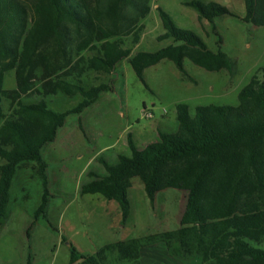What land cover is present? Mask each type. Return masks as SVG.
Returning a JSON list of instances; mask_svg holds the SVG:
<instances>
[{
    "label": "trees",
    "instance_id": "1",
    "mask_svg": "<svg viewBox=\"0 0 264 264\" xmlns=\"http://www.w3.org/2000/svg\"><path fill=\"white\" fill-rule=\"evenodd\" d=\"M243 22L264 28V0H243ZM153 0H35L34 17L29 20L21 0H0V228L9 219L10 191L18 170L36 163L43 188L35 222L45 216L50 198V178L43 157L44 148L54 143L59 130L71 115L92 107L108 84L87 86V72L111 75L118 64L129 60L140 80L145 71L163 60L172 61L185 72L184 62L210 72L230 69L232 61L222 52L212 51L191 31L178 28L172 17L158 8L165 34L159 42L172 44L156 52H133L140 44ZM185 5L198 10L199 18L210 22L230 16L233 11L216 2L192 0ZM52 38L70 67L73 55L79 57L70 80L47 82L43 99L28 102L35 92L33 80L38 65H44L42 80L50 78L51 56L39 57L40 45ZM70 47V48H69ZM68 49H71L68 51ZM90 53L88 59L84 54ZM15 71L17 87H5L7 73ZM62 71V70H61ZM41 79V78H40ZM63 93L80 95L78 106L54 110L46 98ZM8 107V108H7ZM176 132H159V140L139 148L128 133L131 155H119L114 165L100 157L107 173L90 172L82 185L83 195H101L121 208V223L131 216L128 191L140 179L153 208L160 193L174 189L185 192L187 202L180 227L152 236L133 238L103 246L85 256L71 245L70 264H141L144 248L164 243L169 256L201 264H264V68L259 69L238 96V105L198 106L194 112L187 103L177 105Z\"/></svg>",
    "mask_w": 264,
    "mask_h": 264
},
{
    "label": "rangeland",
    "instance_id": "2",
    "mask_svg": "<svg viewBox=\"0 0 264 264\" xmlns=\"http://www.w3.org/2000/svg\"><path fill=\"white\" fill-rule=\"evenodd\" d=\"M21 1L26 4L31 20L35 0ZM188 1L192 0H153L150 15L140 23L144 30L133 55L138 51L156 52L172 44L171 40L158 41L165 34L158 11L161 8L178 28L202 38L212 51L226 53L232 61L231 68L210 72L185 59L183 73L172 61L163 60L145 71L146 84L137 76L129 60L120 62L111 75L87 72L82 79L85 85L108 84L111 89L103 92L82 114L71 115L59 130L56 141L44 148L51 198L45 216L36 222L34 216L43 196L39 168L36 163H26L19 168L10 191L9 219L0 228V264H70L71 245L80 254L90 256L107 243L152 236L180 227L187 202L185 192L168 189L159 194L153 208L141 180L134 179L129 189L131 220L124 226L127 229L122 230L121 219L115 211L118 203L106 201L101 195H83L81 188L90 180V172L106 175L100 157L114 165L119 155H131L129 132L142 149L143 142L138 141L136 134L146 136L155 128L167 133L177 131L178 104H189L192 112L198 106L212 104L236 106L241 90L259 69L264 68V28L243 22L246 14L243 0H203L227 7L239 17L217 19L215 29L210 22L199 18L197 9L185 5ZM56 49L52 38L40 45L39 57L35 59L51 56L48 68L53 73L42 80L45 67L38 65L37 77L33 80L35 92L25 97L26 101L43 99L40 93L47 82L70 80L67 74L79 57L74 54L69 67L63 56L53 55ZM90 55L84 54L86 59ZM5 87H17L15 71L7 73ZM37 89L40 90L38 94ZM46 100L54 110L66 111L78 106L82 98L60 93ZM145 110L153 115L152 118L145 117ZM5 164L0 157V166ZM116 225L121 226L120 230L112 231L110 227ZM146 248H152L158 255L168 252L164 243ZM158 260L157 264H201L200 261L167 260L162 256ZM106 262L135 264L117 262L115 255L109 256Z\"/></svg>",
    "mask_w": 264,
    "mask_h": 264
},
{
    "label": "crops",
    "instance_id": "3",
    "mask_svg": "<svg viewBox=\"0 0 264 264\" xmlns=\"http://www.w3.org/2000/svg\"><path fill=\"white\" fill-rule=\"evenodd\" d=\"M159 132H160V130H159V128H155V129H153L152 130V132H148L147 134H146V136H144V135H142L141 133H140V135L138 134H136V137L138 138V141L139 142H143L142 143V148H143V146L144 147H146L147 145H149L150 143L149 142H151V143H154V142H157L158 140H159ZM132 133V132H131ZM151 137V139H149V140H147L146 141V139L145 138H147V137ZM145 139V140H144ZM143 140V141H142ZM141 148V147H140ZM94 157H97L96 155L94 156ZM94 158H92V160H93ZM128 195H129V191H128ZM103 199H105V198H103ZM129 199H130V195H129ZM106 201H108V200H106ZM113 202V201H112ZM130 203H131V200H130ZM116 213L118 214V216H119V220L121 219V208H120V205L118 204L117 206H116ZM107 215H110L111 216V214H109V212H107ZM131 215H132V212H131ZM131 220V216H130V219H129V221ZM120 225H116V226H113V227H110V229L112 230V231H114V229H118V230H120ZM127 229V227L125 228L124 226H122V230H126ZM125 238V237H124ZM129 239H131V238H128V239H124V240H122V241H126V240H129ZM116 242H120V240L119 241H116ZM116 242H112V243H116ZM107 244H111V243H107ZM166 249V248H165ZM164 257L165 259H167V260H169V259H172L170 256H169V254H168V252H166V253H164V254H162V255H158V254H156L155 252H153V250H152V248H144L143 249V251H142V253H141V264H144L145 262H147V263H150V264H157L158 263V259H159V257ZM78 264H80V263H78Z\"/></svg>",
    "mask_w": 264,
    "mask_h": 264
},
{
    "label": "built area",
    "instance_id": "4",
    "mask_svg": "<svg viewBox=\"0 0 264 264\" xmlns=\"http://www.w3.org/2000/svg\"><path fill=\"white\" fill-rule=\"evenodd\" d=\"M145 114H146L145 117H147V118H152V116H153L152 114L146 113V110H145Z\"/></svg>",
    "mask_w": 264,
    "mask_h": 264
}]
</instances>
